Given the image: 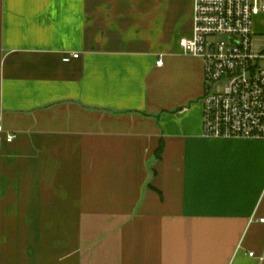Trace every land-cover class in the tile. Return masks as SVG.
I'll return each instance as SVG.
<instances>
[{
  "label": "crops",
  "instance_id": "0c3cea01",
  "mask_svg": "<svg viewBox=\"0 0 264 264\" xmlns=\"http://www.w3.org/2000/svg\"><path fill=\"white\" fill-rule=\"evenodd\" d=\"M191 32L192 0H0V264H264V138L203 135Z\"/></svg>",
  "mask_w": 264,
  "mask_h": 264
},
{
  "label": "built area",
  "instance_id": "2783aa9c",
  "mask_svg": "<svg viewBox=\"0 0 264 264\" xmlns=\"http://www.w3.org/2000/svg\"><path fill=\"white\" fill-rule=\"evenodd\" d=\"M260 14L264 0H192V32L179 46L203 63L205 137L264 138V44L258 47L253 30V19ZM78 56L72 53L63 60ZM156 64L162 65V59ZM14 137L0 124V142ZM258 259L264 260V252Z\"/></svg>",
  "mask_w": 264,
  "mask_h": 264
},
{
  "label": "rangeland",
  "instance_id": "374dc122",
  "mask_svg": "<svg viewBox=\"0 0 264 264\" xmlns=\"http://www.w3.org/2000/svg\"><path fill=\"white\" fill-rule=\"evenodd\" d=\"M253 30L256 33L255 40L258 44V47H262L264 44V14L255 16L253 19ZM218 39H226L224 36H219ZM251 168H254V165H251Z\"/></svg>",
  "mask_w": 264,
  "mask_h": 264
},
{
  "label": "trees",
  "instance_id": "16d2710c",
  "mask_svg": "<svg viewBox=\"0 0 264 264\" xmlns=\"http://www.w3.org/2000/svg\"><path fill=\"white\" fill-rule=\"evenodd\" d=\"M161 147H162V144H160V146H159V150L161 149Z\"/></svg>",
  "mask_w": 264,
  "mask_h": 264
}]
</instances>
